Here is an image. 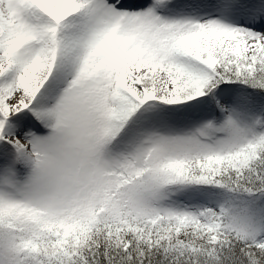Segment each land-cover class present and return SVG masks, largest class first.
Masks as SVG:
<instances>
[{
  "label": "snow or ice",
  "instance_id": "1",
  "mask_svg": "<svg viewBox=\"0 0 264 264\" xmlns=\"http://www.w3.org/2000/svg\"><path fill=\"white\" fill-rule=\"evenodd\" d=\"M0 264H264V0H0Z\"/></svg>",
  "mask_w": 264,
  "mask_h": 264
}]
</instances>
